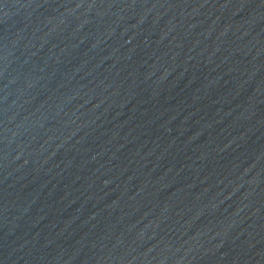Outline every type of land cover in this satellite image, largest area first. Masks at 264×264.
<instances>
[{"label": "water", "instance_id": "1", "mask_svg": "<svg viewBox=\"0 0 264 264\" xmlns=\"http://www.w3.org/2000/svg\"><path fill=\"white\" fill-rule=\"evenodd\" d=\"M0 264H264V0H0Z\"/></svg>", "mask_w": 264, "mask_h": 264}]
</instances>
